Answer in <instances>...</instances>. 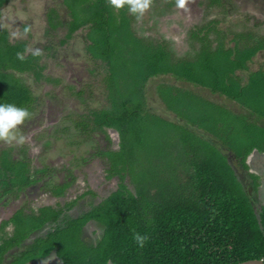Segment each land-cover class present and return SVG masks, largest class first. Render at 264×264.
<instances>
[{
	"label": "trees",
	"instance_id": "trees-1",
	"mask_svg": "<svg viewBox=\"0 0 264 264\" xmlns=\"http://www.w3.org/2000/svg\"><path fill=\"white\" fill-rule=\"evenodd\" d=\"M212 1L216 5L223 2ZM10 2L11 0H0V19L4 8ZM155 2L159 3V0H152L151 4ZM63 3L66 6L63 14L60 15L53 9V16H49L50 28L54 31L65 29V38L61 44H66L80 28L85 27V37L89 41L86 49L94 59L105 64L102 81L109 80L105 89L106 102L110 107L88 108L94 125L90 133L95 141L101 135L110 141L108 129L118 133L121 141L119 149L100 151L98 157L110 160L112 172L119 175L120 182L111 189L112 194L102 198L98 205H93V214L90 217L104 228V237L98 246L89 247L82 242L75 231L81 221L74 226L71 225L73 220H70L71 223L60 234L47 239L49 248L43 251L41 245H38V255L34 253L33 256L45 257L52 249H57L65 264H108L109 259L112 264H239L252 259L264 261V207H257L256 189L252 193L247 189L248 186L236 174L229 157L213 145L215 141H207L202 135L195 134L190 126H200L208 131L207 128L188 114L185 116L178 113L179 116H184L182 118L188 124L180 121L174 123L167 119L159 121L155 112L148 108L146 93L141 92L143 90L138 93L137 97L140 99L136 100L132 96L123 95L121 88L117 87V81L113 80L117 64L113 65L112 62L117 46L122 42L129 44L131 39L152 48L153 59L158 63L149 72L154 76L172 73L169 72L171 67L159 65L166 62L168 57L171 56L173 62L182 58L177 57L164 44L152 45L145 42L139 37V31L132 27L133 17L127 9L116 10L110 6L109 0H63ZM174 6L175 0H167L165 3L168 10ZM64 15L68 20H65ZM213 23L217 26L218 21ZM213 31L219 33L217 29H202V32H206V37L207 32ZM248 31L253 32L251 29H244L241 33L246 34ZM244 37L238 40L246 39L248 42L244 52L247 53V61L245 64L241 61L235 68L248 71L249 81L252 77L264 79V66L250 71L254 58L264 50V37L254 32L250 37ZM231 44L225 45L228 49L237 47ZM210 49L206 53L216 52L213 47ZM33 53L28 50L26 42L13 41L8 30L0 29V102L26 108L32 103V91L25 82V76L31 73L39 78L43 70V66L38 64L41 53ZM105 72L110 74V79L103 78ZM194 91L196 96L203 95ZM212 92H220L234 101L237 100L235 93L225 88ZM83 94L84 90L76 95L82 98ZM201 97L211 103L215 102L210 96ZM212 104L215 105L216 102ZM31 108L29 106L28 109ZM152 118L163 125V138H168L172 129L174 133L181 135V149H177V153L172 156L174 159H164L160 142L172 147L178 145L167 143L168 139L157 140L159 143L156 160L152 162L151 158V162L145 164L146 170L140 177L135 178L133 162L137 160V145L147 141L143 124ZM253 146L242 156L235 154L236 158H241L244 169H247L246 156L254 147L257 148ZM12 170L14 178L27 183L28 177L17 168ZM128 182L133 185L132 189L128 187ZM43 222L41 218L40 223ZM78 229L81 231L82 224ZM134 233L147 237L143 246L137 245L133 238ZM50 240L52 243H49ZM11 245L6 243L0 246V264L3 253ZM26 257L28 260L33 258L31 253Z\"/></svg>",
	"mask_w": 264,
	"mask_h": 264
},
{
	"label": "rangeland",
	"instance_id": "rangeland-1",
	"mask_svg": "<svg viewBox=\"0 0 264 264\" xmlns=\"http://www.w3.org/2000/svg\"><path fill=\"white\" fill-rule=\"evenodd\" d=\"M166 2V0H159V3L155 2L151 4V7L140 19H136L135 16L130 14L133 17L132 27L136 31H139L141 35L139 37L143 38L145 42L152 45L164 44L177 57L187 58L184 60L180 59V62H173L172 57H168L166 62L159 65L160 67H171L169 72H172L170 74L174 75L164 74L154 76L149 72L158 63L156 59H153L154 52L152 48L149 46L145 47L144 44L142 45L140 42L131 39L129 44L122 42L117 46L118 49L114 55V61H111L113 65L117 64V67H115V71L117 72L114 78L112 75V78L117 81L119 85L117 87L121 88L122 94L132 96L133 99H140L137 96L140 90H143L141 92L146 93L148 108L155 112L159 121H164L165 117L170 120L174 119L175 114L177 115V119L173 121L174 123L185 120L182 118L184 116H179L178 113L185 116L188 114L190 118L194 117V121L198 120L208 131L196 125H191L190 129L195 134L205 137L207 141L212 142V138L215 141L213 145L219 147L225 155L229 156L232 165L241 171L240 162L230 154L242 156L248 153L247 150L253 145L257 146V148L253 146L252 150L262 149L264 151V79L261 77L252 79L253 77L250 76L252 77L251 81H240L236 77V74L232 75V72L241 61L242 64H245L247 61L245 58L247 53L244 52L247 49L248 42L246 39L239 41L238 38L245 35V37H250L251 34L253 35V32L262 34L264 37V17H262L263 21H261L257 20V17L254 16L257 13L255 9L264 7V4L261 3V0L256 2H253V0L250 2L248 0H225L221 3L222 5L212 7L209 6L208 0H196L195 2L188 0L190 11L185 13L183 9L176 7H172L169 10L166 9ZM65 7L63 0H11L3 10V15L0 19V29L8 30L13 41L26 42L28 50L31 52H34L36 49L40 50L41 59L38 61V64L43 66L41 77L37 78L31 73L25 76L31 89L35 83L38 86L37 88L33 86V100L34 98L38 99L43 93V89L48 88L46 92L44 91V94L54 91V88L46 87L47 84L56 87L57 91V86L56 84L53 85V82L59 81L62 89L66 87L63 90L67 96H73L78 90H84V93H86L82 98L76 97L72 99L71 102L73 104H68V108H71L70 112L73 111L72 107H75V111L89 107H101V103H104V100H106V96L104 99V95L102 94L105 93L106 95L105 87L109 80L102 81L105 64L101 60L94 59L86 49L87 44H89V41L85 37L87 29L85 27L80 28L66 41V44H61V41L65 38V29L60 28L54 31L50 28L49 16H53L52 10H57L61 15L65 12ZM187 14L191 15V17ZM65 15V20H68V17H65ZM213 20L218 21L217 26H215ZM253 20L257 21L255 25H258V27H253ZM201 29H204V31L206 29L216 31L217 29L219 33L214 31L213 33L207 32L208 37H206V35L204 36L206 32H202ZM244 29H252L253 32L248 31L246 34H238ZM196 40L199 42H196ZM230 41H232V44ZM225 44L227 46L235 44L237 47L228 49ZM200 45H203V48ZM210 47H213L216 52H213V54L206 53L207 51L210 52ZM254 60L255 63L250 67L252 71H255L259 67L258 65L264 64V54L258 53ZM192 73L194 75H191ZM183 75L189 81L182 79ZM107 77L110 79V74L107 75L105 72L103 78ZM146 79L148 80L147 82L145 81ZM39 81L47 84L45 86L42 84L41 86ZM198 86H203L211 91L225 88L226 90L233 91L237 100L233 103L226 100L228 96L222 98L221 94L218 95L210 92L213 96L216 95L215 98H218L216 104L213 105L212 103L215 102L211 103L201 97L204 95H195L196 92L194 90ZM198 89L202 93L209 92L206 89ZM191 92L194 94H191ZM49 99L52 100V98ZM107 107H110V105H107ZM66 109V107L63 108V110ZM205 113L208 114L205 115ZM224 113H228V115L225 116ZM67 117H70V120H74L78 126L82 123V119L77 115L63 114L61 118ZM63 123V120H59L58 124H62L61 126L59 125L62 127ZM76 123L72 125V123L67 122L64 125L65 128H68V130H61V133L65 134V137L58 132L59 141L52 144L46 153V157L50 156L55 160L71 159L67 149L60 153V149L64 147L62 145L64 138H66L67 142L68 140L75 141V135L76 142H79L83 138L81 132H85V135L91 134L89 129H73ZM186 123L188 124V122ZM143 129H145L144 136L147 141L137 145V160L133 162V170H136L134 174L135 178L142 175L144 170H146L145 164L150 163L151 158L153 159L152 162L156 160L159 143L157 140L163 141L168 139L167 143H176L178 145L177 147H172V145L167 146L160 142L163 146L161 149L164 159H171L177 153V149H181L180 144L182 143L181 135L174 133V129L172 128L169 137L163 138L162 130L164 127L155 118L145 122ZM107 133L111 136V141L101 135L100 142L91 139L88 144L80 143V149L76 155L82 156V158H93L92 162L88 165V169H92L93 166L96 169L98 163L100 165L102 163L104 165L108 164V160L105 161L103 157L101 160L96 159V155L100 151H107L109 148L113 151L119 149L121 141L118 133L114 130H110ZM37 149L36 145H30L29 155L35 156ZM15 151L18 152L17 150ZM1 165L5 169L17 168L22 174L28 173V171L21 170V166L19 167L11 162L7 158V154L3 155ZM98 172L102 175L103 169L100 168ZM119 182V178L105 182L100 177L93 175L91 186L92 190L98 193L100 197H106L112 194L113 190L111 189L115 188ZM128 187L132 189L133 185L128 182ZM95 200L99 201L98 198H95ZM91 202L93 204V199ZM88 211H91L88 213V217L91 218L93 206H90ZM88 217L81 220L72 218L73 224L71 225L76 224L78 221H81L80 224H83ZM19 219L24 224L21 226L23 233H26L32 227L40 225L41 221V218L31 215L22 216ZM78 228H75V231L78 233V238L80 239L81 232ZM91 230L92 233L97 231L91 227L88 232H91ZM76 232L73 234H76ZM86 241L95 247L102 241V238L94 241L86 237ZM49 243H52V240ZM38 245H41V250L43 249V251L49 248L47 239L40 240ZM35 248H37V245Z\"/></svg>",
	"mask_w": 264,
	"mask_h": 264
},
{
	"label": "flooded vegetation",
	"instance_id": "flooded-vegetation-1",
	"mask_svg": "<svg viewBox=\"0 0 264 264\" xmlns=\"http://www.w3.org/2000/svg\"><path fill=\"white\" fill-rule=\"evenodd\" d=\"M192 1L195 2L196 0ZM224 1L225 0H223V2ZM248 1L250 2L251 0ZM256 1L258 0H253V2ZM208 2L209 6L212 7H218L221 5L214 4L212 0H208ZM261 3L264 4V0H261ZM256 11L257 13L254 16L257 17V20L263 21L262 17H264V7H258L255 9V12ZM189 16L191 17V15ZM256 22V20H253L254 28L258 27V25H255ZM241 32H239V34ZM196 42L199 41L196 40ZM200 46L203 48V45ZM259 53L264 54V50ZM179 58L185 59L187 57ZM262 66H264V64H262ZM182 79L189 81L185 77H182ZM25 82L28 85L27 81ZM39 82L41 83V86L42 84H44V86L47 84L45 82L43 83L42 81ZM35 84L33 86L37 88L38 86ZM54 84L57 86V91L56 87H52L51 85L47 84L46 87L54 88V91H52V93L44 94V91L46 92L48 88L43 89L44 91L38 97V99L34 98L32 103L29 105L32 107L29 109L32 113V119L24 126L23 131L28 137V140L23 145L26 147H30V145L33 144L36 145L38 149L35 153V156L28 155L26 157H16V155H14L16 152L15 150H17L16 144L7 145L0 142V246L6 243L12 244L7 248L6 252L3 253L1 257V264H21V262L22 264H42V262L45 261L44 259L48 258L53 252L56 251L58 253L57 249H52L45 257L33 256L34 253L35 255H38L36 253L39 250H37L35 247L37 245L38 248V242L40 240L55 238L64 228L68 227V223H71L70 220H72V218L80 220L84 219L86 215L91 212H87L89 207L98 205L104 199V197H100L98 193H95V191L92 190L91 181L93 175L100 177V179L102 181L105 180V182L116 180L117 178L120 179L118 174H114L112 172L111 162L109 159L105 158V161L108 160L107 165H104V163L100 165L98 163V167L96 169L94 166L92 169H88V165L92 162L93 158H82V156L76 155L77 151L80 149V143L83 142L88 144L92 139L91 134L85 135V132H81L83 134V138L79 142H76L75 135V141L68 140L67 142L66 138H64V142L62 143L64 147L60 149V153L67 149L71 159L55 160L50 156L46 157V153L52 144L59 141L58 132L61 133V130L63 129L68 130V128H65L64 125L67 122L72 123V125L76 123L74 120H70V117L62 119L61 117L63 114H72L74 116L77 115L80 119H82L81 125L78 126L76 123L73 129L80 128L82 130L89 129L91 131L93 125L92 116L89 115V109H92L93 107L78 111H75V107H72L73 111L71 112L69 111L71 108H68V104H73L71 102L72 99L76 98V94L82 90L76 91L73 96H67L63 90L66 87H63L62 89V87L59 85V81H54L53 85ZM33 86L32 89H30L34 94ZM67 89L69 88L67 87ZM85 94L86 93H84L83 96ZM102 95H104L105 99V93ZM49 98H52V100ZM104 106H107L106 100H104V103H101V107ZM64 107L67 109L63 110ZM176 116L177 115L175 114L174 119H171V121H176ZM165 119L170 120L166 117ZM59 120L64 121V125L62 127H60L62 124H58ZM180 122L186 123L185 120H181ZM84 124H86V126H84ZM108 131H110V129H108L107 132ZM62 135L65 137V134ZM97 140L99 142L101 141V139L98 137ZM4 154H7V158L15 165L24 167L23 170L28 171V173L24 174L25 177L29 178L32 174L34 177H32L31 180L25 184L22 181L14 178L15 176L14 171L12 170L13 168L5 169L1 165V159L3 158ZM230 155L235 157V154ZM98 156L99 155L97 154L96 159L101 160V158ZM248 156L249 155L246 157ZM15 159L19 160L15 161ZM246 161L247 159L245 158V164H247ZM238 162H240V167L242 170L239 171V169L237 170L235 166H233L235 168L236 174L241 179V181L244 182L246 186H248L247 189H249L251 193L256 189L257 192L255 196V204L259 208L264 207V165L262 167L257 166V170L254 165H252L250 169H244L241 165V158L238 159ZM100 168L103 169L102 175L98 172ZM94 197L98 198L99 201H96ZM92 199L94 201L93 204L91 202ZM28 215L42 218L44 222L40 223V226L32 227L26 233H23L21 226L24 224H22V221H20L19 218ZM46 217L48 220L45 221ZM91 227L97 231L92 233V229L91 232H88L89 228ZM80 232V240L88 246L91 245L87 243L86 237L91 238L94 241L100 238L103 240L104 237V228L102 224H100L95 219H87L82 224V229ZM100 243H98V245ZM26 253H31L33 258L28 260V258H26ZM60 259L61 262L65 264L61 257Z\"/></svg>",
	"mask_w": 264,
	"mask_h": 264
},
{
	"label": "clouds",
	"instance_id": "clouds-1",
	"mask_svg": "<svg viewBox=\"0 0 264 264\" xmlns=\"http://www.w3.org/2000/svg\"><path fill=\"white\" fill-rule=\"evenodd\" d=\"M152 0H109L110 6L116 10L126 8L136 19L143 17L151 7ZM175 7L183 9L185 13L190 11L188 0H175ZM39 49L34 51L38 55ZM32 113L26 107L17 106L9 102H0V142L7 145H23L28 137L24 134V126L31 121ZM138 246H143L146 236L134 233L133 236ZM108 264H112L109 259Z\"/></svg>",
	"mask_w": 264,
	"mask_h": 264
},
{
	"label": "crops",
	"instance_id": "crops-1",
	"mask_svg": "<svg viewBox=\"0 0 264 264\" xmlns=\"http://www.w3.org/2000/svg\"><path fill=\"white\" fill-rule=\"evenodd\" d=\"M259 67H260V65H258ZM258 67V68H259ZM261 67H262V65H261ZM257 68V69H258ZM256 69V70H257ZM250 71H252V70H250ZM235 74L237 75V77L239 78V80L240 81H249V76H248V71H246L244 68H238V69H236V71H235ZM246 79V80H245ZM247 83V82H246ZM196 85V84H195ZM242 85L244 86V84L242 83ZM198 88H202V89H206L205 87H203V86H199V87H197V92H199V94L201 93V94H203L204 96H210L215 102L218 100V98H215V96L216 95H212V93H210V92H212L211 90H209V89H206V90H208L209 92L208 93H202V91H200ZM208 94H210V95H208ZM215 94H218V95H220L221 93H215ZM217 95V96H218ZM222 95V98L224 97L225 98V96L226 95H224V94H221ZM226 100H228V101H232L233 103H235V101L233 100V99H230V98H226ZM219 104V103H218ZM230 108V107H229ZM186 122H188L187 120H185ZM263 126V125H262ZM264 127V126H263ZM17 151L18 152H15L14 153V155H16V157H26V156H28L29 155V151H30V147H26V146H24V145H19L18 147H17ZM249 156L248 157H246V159H247V164H246V166H247V169H250L251 168V166L252 165H254V167H262L263 165H264V151H262V149H259V150H257V149H255V150H252V152H250L249 154H248ZM229 157V156H228ZM236 157V156H235ZM19 159H15V161H18ZM30 160H31V157H30ZM229 160L231 161V159H230V157H229ZM32 177H34L33 176V174L32 175H30V177H29V179H28V181L29 180H31V178ZM27 181V182H28ZM45 261L44 262H42V264H63L62 262H61V259H60V257L58 256V253L55 251V252H53L48 258H46V259H44ZM43 261V260H42Z\"/></svg>",
	"mask_w": 264,
	"mask_h": 264
},
{
	"label": "water",
	"instance_id": "water-1",
	"mask_svg": "<svg viewBox=\"0 0 264 264\" xmlns=\"http://www.w3.org/2000/svg\"><path fill=\"white\" fill-rule=\"evenodd\" d=\"M239 264H264L263 260H258V259H252V260H248L245 262H241Z\"/></svg>",
	"mask_w": 264,
	"mask_h": 264
}]
</instances>
